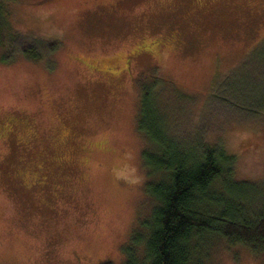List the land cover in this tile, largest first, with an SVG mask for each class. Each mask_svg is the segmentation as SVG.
Segmentation results:
<instances>
[{"label": "rangeland", "instance_id": "374dc122", "mask_svg": "<svg viewBox=\"0 0 264 264\" xmlns=\"http://www.w3.org/2000/svg\"><path fill=\"white\" fill-rule=\"evenodd\" d=\"M8 3L17 31L59 46L35 61L3 60L0 47V264H124L154 205L143 157L154 147L138 129L151 83L172 136L210 143L237 179L264 182V105L228 100L263 98L264 0ZM200 258L264 264L219 237Z\"/></svg>", "mask_w": 264, "mask_h": 264}, {"label": "trees", "instance_id": "16d2710c", "mask_svg": "<svg viewBox=\"0 0 264 264\" xmlns=\"http://www.w3.org/2000/svg\"><path fill=\"white\" fill-rule=\"evenodd\" d=\"M20 40H28V48L22 49ZM45 42L17 31L10 20L8 0H0L3 60L12 52L40 60L59 46L57 40ZM257 78L264 79V74ZM153 85L143 88L138 129L154 147L143 153L146 193L154 205L151 216L139 221L144 231L139 227L132 231L124 264H203L200 257L213 237L245 245L264 256V182L237 179L234 158L210 143L172 136L163 128L164 117L157 109L160 93H151ZM257 87L263 97L258 102H248L240 94L228 100L233 105L242 101L241 109L255 114L254 106L264 105V85L257 82ZM239 88L241 92L246 89Z\"/></svg>", "mask_w": 264, "mask_h": 264}]
</instances>
